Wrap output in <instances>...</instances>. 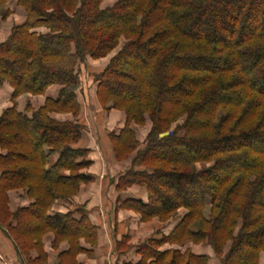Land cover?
Returning <instances> with one entry per match:
<instances>
[{"label": "trees", "instance_id": "obj_1", "mask_svg": "<svg viewBox=\"0 0 264 264\" xmlns=\"http://www.w3.org/2000/svg\"><path fill=\"white\" fill-rule=\"evenodd\" d=\"M9 1L0 0V8ZM104 1L18 0L24 20L0 43V91L9 83L14 103L0 116V228L25 264H46L43 237L49 232L56 244L69 242L70 257L84 251L82 239L96 243L98 230L84 209H77L79 217L74 211L51 212L95 180L83 172L91 165L90 150L80 146L85 125L53 115L80 116L79 66L107 57L124 39L94 78L101 106L127 116V126L109 135L115 159H128L139 147L130 124L143 126L149 119L151 129L145 148L116 179L117 191L139 186L148 201L119 200L120 207L141 214L143 221L187 211L168 236L158 233L141 245V264H209L208 256L190 250H161L190 243L211 246L221 264H260L264 3L118 0L103 9ZM10 14L2 11V19ZM227 31L233 38L220 43ZM52 86L60 87L56 99L46 98L37 110L30 102L19 110L20 96L45 95ZM199 164L208 166L198 169ZM17 189L32 203L13 212L7 194ZM182 192L195 198H182Z\"/></svg>", "mask_w": 264, "mask_h": 264}, {"label": "crops", "instance_id": "obj_2", "mask_svg": "<svg viewBox=\"0 0 264 264\" xmlns=\"http://www.w3.org/2000/svg\"><path fill=\"white\" fill-rule=\"evenodd\" d=\"M25 17V16H24ZM23 17V18H24ZM22 18V19H23ZM10 19V18H9ZM0 22V43L7 40L8 32L13 26L10 19ZM11 21V25L9 24ZM18 23V22H17ZM10 35V34H9ZM9 37V36H8ZM3 90V91H2ZM0 91V115L7 108L12 107L11 97L13 89L7 83ZM60 91L59 86H52L47 90L44 96L23 95L17 99L19 110L23 111L28 102L37 110L42 107L46 98L56 99ZM84 104L81 121L86 122L89 127V133L81 141L80 146L88 148L90 154L88 159L91 161L88 172L93 174L95 182L90 185H84L77 197V201L70 208L83 206L88 218L98 230L97 240L94 245L82 239L81 248L84 251L76 256H69L70 244L68 241L55 243L56 237L53 233H48L43 237V249L46 254V264H141L143 256L140 253L142 244H145L150 237L157 236L159 232L154 231L158 227L156 220L151 222L141 221V217L130 209L120 207L119 200L127 199L148 201V195L141 188L133 186L126 191H117L115 188V179L124 174L130 168V162H117L113 155L112 144L109 140V133L114 130H120L119 127L106 125L102 128V123H97L95 115H103V110L96 108L97 112H91ZM115 113V112H114ZM54 118L60 121L71 120L70 114H54ZM52 158V162L56 160ZM0 171V176H1ZM22 192H11V209L13 211L20 207H28L30 202L27 198L19 197ZM69 206H56L52 213H68ZM79 217V215H76ZM176 224H168L161 231L168 236ZM181 249L183 252L190 250L195 255H204L210 258L209 264H219L215 259L216 255L213 248L209 245L202 246L189 244L187 247H178L165 244L161 247L162 251L170 249ZM35 259L38 253L32 254ZM264 261V253L261 254L260 264ZM0 264H22L19 260L15 245L6 234L0 229Z\"/></svg>", "mask_w": 264, "mask_h": 264}, {"label": "rangeland", "instance_id": "obj_3", "mask_svg": "<svg viewBox=\"0 0 264 264\" xmlns=\"http://www.w3.org/2000/svg\"><path fill=\"white\" fill-rule=\"evenodd\" d=\"M118 0H105L103 3H102V8L104 9V8H107V7H110V6H113L116 2H117ZM264 1V0H263ZM262 0L260 1V3H259V7H261L262 5H263V2ZM261 9V8H260ZM4 10H10L11 11V14H10V16L6 19V20H3L2 19V11H4ZM260 12H261V10H260ZM261 17L263 16L262 15V12H261ZM25 16V9L23 8V7H21V6H19L18 5V0H10L5 6H3V7H1L0 8V22H5V21H7L9 18L10 19H12V18H14V19H18V23L17 22H15V21H12V23H13V26L14 25H18V24H21L22 22H23V20H24V17ZM23 18V19H22ZM9 19V20H10ZM10 25H11V21H10V23H9ZM12 30V29H11ZM252 29H251V26H250V28H247V31L249 32V31H251ZM40 31V30H39ZM42 32H44V30H41ZM7 32L9 33V34H11L10 33V30H7ZM8 34V36H10ZM221 34V33H220ZM222 35V34H221ZM8 36H7V39H8ZM223 37H224V41H222V42H220V43H226V41H229V40H231L233 37H232V34H231V32L230 31H227V33L225 34V35H222ZM1 43H3V42H1ZM125 43H126V41L124 40V39H122L121 40V42H120V44H119V46L117 47V49L115 50V51H113L110 55H108L107 57H104V58H101V59H91V58H88L87 59V62L86 63H84V64H81L80 66H79V74H80V87H79V89H78V97H79V102H80V104H81V108L83 109V107H84V104H86L87 105V109H90L91 110V112L93 113H95V112H97L96 111V108H98V109H101V110H103V112H104V114H106L105 115V117L102 115H95L96 116V121H97V123H102L103 125H102V128H104V129H106V127H104V126H106V125H108V126H110V125H113L114 127H119V129H120V127H121V129L120 130H114V131H112V132H110L108 135H110L111 133H116V134H119L120 133V131L123 129V128H125L126 126H127V116H126V113L125 112H123V111H120V110H116V109H112V110H109V111H107V110H105L102 106H101V104L99 103V101H98V98H97V83H96V81L94 80V78H95V76L97 75V74H99V73H101L107 66H108V64L110 63V61H111V59L124 47V45H125ZM141 60V59H140ZM139 60V61H140ZM138 63V61H136V60H131V61H129V64L131 65V67H134V66H136V64ZM127 67H129V66H127ZM125 65H124V69H128ZM211 67H213V65L212 64H208V66H207V68H211ZM5 83H7V82H5ZM4 83V84H5ZM8 85H10L9 83H7ZM4 86V85H3ZM11 86V85H10ZM258 87L260 88V85H258ZM3 89V88H2ZM1 89V90H2ZM13 89V88H12ZM3 91V90H2ZM125 91H130V89H126ZM46 94H47V92H46ZM27 95H30V94H27ZM59 95V94H58ZM23 96V95H22ZM30 96H33V95H30ZM40 96H44V95H40ZM16 102H17V100H16ZM12 104L14 105V103L12 102ZM12 105V106H13ZM115 112V113H114ZM81 114H82V110H81ZM81 114H80V116H81ZM2 115V114H1ZM0 115V116H1ZM71 115V120H68V121H80L82 124H84L85 125V131L86 132H88L89 133V127H88V125H87V123L86 122H83V121H81V118H80V116L78 117V118H75L72 114H70ZM181 124H182V122H181ZM130 128L135 132V134H136V138H137V140L139 141V147H138V149H137V151L133 154V155H131L128 159H125V160H123V161H117L116 159V161L117 162H130V167H131V165H132V161H133V159H134V157H135V155H136V153L139 151V150H142V149H144L145 148V146H146V138H147V135H148V133H149V131H150V129H151V121L149 120V119H147V121H146V123H145V125H143V126H139V125H136V124H134V123H132V124H130ZM109 140H110V142H111V138H110V136H109ZM111 144H112V142H111ZM113 145V144H112ZM257 146V145H256ZM112 148H113V146H112ZM89 154H90V152H89ZM113 155H114V152H113ZM88 157H89V155H88ZM114 158H115V155H114ZM206 166H208V165H206V164H199L198 165V169H202L203 167H206ZM90 167H88L87 169H84L83 170V172H85V173H89L88 172V169H89ZM130 169V168H129ZM128 169V170H129ZM91 174V173H90ZM125 174V173H124ZM93 175V174H92ZM121 175H123V174H121ZM96 179V178H95ZM114 182L113 183H115V188H116V182H117V180L115 179V180H113ZM93 182H95V180L93 181ZM92 182V183H93ZM92 183H89V184H83V185H81V187H80V190H79V193L81 192V188L84 186V185H90V184H92ZM137 187H139V186H137ZM140 188V187H139ZM183 190V189H182ZM184 191V190H183ZM11 192H22V194H20V195H18L19 197H24V198H27V200L30 202V204L29 205H31V203H32V200L28 197V195L26 194V192H25V190L24 189H17V190H12V191H9V193L7 194L8 195V199H9V206H10V208H11V202H12V198H11V195H10V193ZM120 192V191H119ZM79 193L77 194V195H75L72 199H70V200H64V201H61L60 203H56L55 205H53V207H52V209H51V212H52V210H53V208L54 207H56V206H64V205H66V206H69V208L71 207V206H73L74 205V202H76L77 200V197H78V195H79ZM182 198H185V199H189V200H192V199H194L195 198V195H193V194H191L190 196L188 195H185V194H183V192H182V195H180ZM162 197H160V200L162 201ZM20 208H25V207H20ZM79 207H74V208H70V211H74L75 212V214L77 215H79V210H77ZM84 209L83 208V206H80V209ZM19 209V208H18ZM17 209V210H18ZM12 210V209H11ZM17 210H15V211H13V212H16ZM77 210V211H76ZM85 210V209H84ZM69 211V212H70ZM133 211V210H132ZM135 212V211H134ZM186 210L185 209H181V210H179L178 211V213H177V215H173L172 217H170V219H164V220H161V219H159V218H153V219H151V220H149V221H143L142 220V217H141V214H139V213H137V212H135L136 214H138L140 217H141V221H143V222H151V221H154V220H156L159 224H158V227H156L155 228V230L154 231H156V232H159V233H161V234H163V232L161 231L163 228H166L167 227V225L168 224H172V223H175L176 225L179 223V221H180V219L183 217V215L184 214H186ZM80 216V215H79ZM175 225V226H176ZM175 226H174V228H175ZM4 233H5V230L4 229H2V228H0ZM49 233H51V232H49ZM6 234V233H5ZM48 234V233H47ZM46 234V235H47ZM7 236V235H6ZM9 238V237H8ZM10 239V238H9ZM11 241L13 242V244L15 245V248H16V243L11 239ZM190 244H192V243H190ZM170 245H172V244H170ZM189 244H187V245H179V244H175L174 246H178V247H187ZM195 245H200V244H195ZM202 246H205V245H203L202 244ZM177 249V248H176ZM228 249V248H227ZM179 250H181V249H179ZM187 250V249H186ZM17 251V254H18V257H19V260L22 262V264H25L24 262H23V258H21V256H20V254H19V251L18 250H16ZM182 251V250H181ZM34 253H37V252H31V258H33L32 257V254H34ZM264 253V252H263ZM262 253V254H263ZM216 255V254H215ZM245 254L244 253H241V255H240V261H242L243 260V256H244ZM215 259H217L218 261H219V264H221V261H220V259H219V257L216 255V257H215ZM261 259V258H260ZM209 260H210V258H209ZM211 262H212V259H211ZM211 262H210V264H211ZM262 264H264V261L262 262Z\"/></svg>", "mask_w": 264, "mask_h": 264}]
</instances>
